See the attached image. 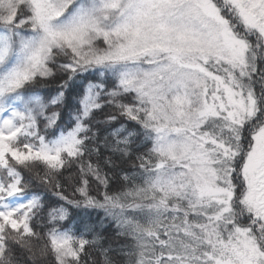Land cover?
Segmentation results:
<instances>
[{
	"label": "snow or ice",
	"instance_id": "snow-or-ice-1",
	"mask_svg": "<svg viewBox=\"0 0 264 264\" xmlns=\"http://www.w3.org/2000/svg\"><path fill=\"white\" fill-rule=\"evenodd\" d=\"M21 251L264 264V0H0V264Z\"/></svg>",
	"mask_w": 264,
	"mask_h": 264
},
{
	"label": "trees",
	"instance_id": "trees-1",
	"mask_svg": "<svg viewBox=\"0 0 264 264\" xmlns=\"http://www.w3.org/2000/svg\"><path fill=\"white\" fill-rule=\"evenodd\" d=\"M57 87V84L55 82L49 84V85H45L42 87L41 91L42 92H51L52 95L55 94V92L53 91L55 88ZM41 128H43V125H41ZM65 175L67 176V173H65ZM52 200H55V197L51 198ZM47 212L45 211L44 216L46 217ZM46 221L41 219V220H37L36 224H37V230H39L41 227H43L44 223ZM113 246H115V243L113 244ZM92 252V256L91 259L92 260H98L100 259V257L98 256L97 252L89 250ZM17 257L19 260V264H33V262L29 259V254L27 252H18L17 253ZM83 260H88V257H84ZM83 260H82V264H83ZM44 264H47V262L45 261ZM88 264H91V261L88 260Z\"/></svg>",
	"mask_w": 264,
	"mask_h": 264
}]
</instances>
